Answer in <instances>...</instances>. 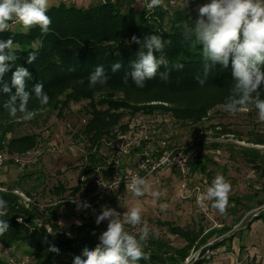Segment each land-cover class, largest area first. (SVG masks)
<instances>
[{"label": "rangeland", "instance_id": "obj_1", "mask_svg": "<svg viewBox=\"0 0 264 264\" xmlns=\"http://www.w3.org/2000/svg\"><path fill=\"white\" fill-rule=\"evenodd\" d=\"M99 1L102 0H49V5L57 7L64 3L86 9ZM148 2L133 0L130 7H120V11L132 15L131 18L141 12L152 13L155 9L148 11ZM210 2L189 0L185 10L195 15L201 5ZM166 3L168 6L163 10L169 14L183 9L181 0H166ZM16 28L18 26L13 30ZM260 90L261 98H264V87ZM106 95L109 94L96 92L93 99L108 98ZM112 95V100L132 105H135L133 101L149 98L148 94L130 88L116 89ZM64 97H54V100L61 101ZM54 100L43 109L36 101L29 103L28 108L35 112L30 120H24L19 113L16 118L5 113L1 119L0 124L4 128L0 127V156L6 160L0 164V191L12 189L23 205H35L40 210L54 208L57 223L67 229H76L84 223L105 231L107 221L96 224L102 206L120 214L131 207H140L143 219L157 233L149 243L155 242L165 251L172 253L188 247L183 236L173 234L175 230L183 235L190 233L192 237L198 235L183 264H264V222L254 220L264 215V164L261 158L264 145L255 144L264 139V123L258 120L254 107L249 106L236 115H230L221 107L223 104H217L196 124L177 121L168 111L162 110L134 114L122 109L111 111L122 115L119 124L101 139L98 149H91L81 133L90 118L89 101L71 100L66 105H58ZM170 100L178 105L185 104L183 98L171 97ZM105 108L97 106V110ZM4 129L10 131L4 135ZM24 136L32 138L33 146L11 144ZM195 140H199L201 148L197 162L190 166L187 197L180 192L179 173L172 167L145 178L150 190L144 196H133L126 190V185L120 183L106 195L104 202L94 205L88 220L81 221L73 214L70 200L93 193L96 194L93 200H97L105 195L106 187L101 184H112L113 160L121 163L117 181H123L124 169L135 167V154L141 155L146 146L154 151L158 149V143L165 142L171 149L187 146ZM92 155L99 161L90 167L89 157ZM138 160L142 157L139 156ZM87 168L89 173H82ZM217 174L231 183L226 214L212 208L211 202H206L207 207L197 203L198 196L211 186ZM81 177L85 188L72 195V188ZM56 187H61L57 193L54 191ZM195 187L199 188L197 193L193 192ZM152 190L161 192L158 200L152 198ZM236 201L239 203L235 204ZM161 204L168 205L166 210L161 211ZM126 227L130 232L138 231V228ZM24 250L23 247L10 249L0 245V259L10 264H32Z\"/></svg>", "mask_w": 264, "mask_h": 264}, {"label": "trees", "instance_id": "obj_2", "mask_svg": "<svg viewBox=\"0 0 264 264\" xmlns=\"http://www.w3.org/2000/svg\"><path fill=\"white\" fill-rule=\"evenodd\" d=\"M132 1L102 0L86 9L60 3L57 7L49 8L48 15L52 19V24L47 35H41L38 27L25 34L20 26L18 29L0 33V41L11 38L19 45V50L16 51L17 59L14 62H7L10 68L3 78L5 81L10 84L12 73L18 66H22L31 73V79L27 80L28 90L40 82L44 85L50 101L53 102L54 97L65 96L61 101L54 100L55 104L66 105L71 100L89 101L90 118L81 133L86 137L91 149L93 147L98 149L101 139L109 135L119 124L122 115H116L111 111L122 109L134 114L162 110L168 111L177 121L196 124L204 119L215 105L225 102L233 84L231 63L227 69L217 64L203 86L195 78L203 72V59L198 49L201 46L196 47L184 41L182 25L185 22L194 24L198 18V9L194 15L185 9H178L169 14L162 8H155L152 13L141 12L137 13L135 18H131L132 15L122 13L120 7H130ZM155 34L172 41V45L165 49V54L170 66L183 63V69L170 67L169 80L162 81L157 76L147 81L143 88L136 87L130 77L125 84L123 78L130 71V62L137 58L145 37ZM133 36L137 37L140 43L133 42ZM36 39L43 41V47L35 62L29 64L27 60L31 49H26ZM154 54L157 57L160 55L158 52ZM116 62H120L123 67L113 73L111 65ZM98 65L104 66L109 80L104 86L89 88L87 78ZM164 70L161 68V71ZM81 80L83 83H80ZM261 87H264V84ZM126 88L148 94L149 98L144 101H133L135 105L112 100V94L116 89ZM96 92L109 94L106 95L108 98L95 101L93 95ZM171 97L183 98L185 104L173 103ZM6 98L0 93V122L7 113L3 108ZM33 102L35 99L29 103ZM152 102L160 104H149ZM97 106L106 108L97 110ZM0 127L4 128L1 124ZM8 131L10 129H4L3 134ZM11 144H25L31 147L34 141L29 136H24L13 140ZM255 144L264 145V139L256 141ZM94 156L89 157L90 167L99 161ZM261 158L264 164V155ZM82 173H89V169ZM58 188L61 190V187H56L55 193L58 192ZM83 188L85 181L78 180L71 194L75 195ZM0 196L10 204L9 215L5 217L10 227L3 236H0V245L10 249L23 247L32 264H74L76 256L86 259L82 256L85 247L91 250L99 243L98 237L103 231L93 228L90 224L83 223L76 229H67L57 223L58 217L54 208L40 210L35 205H23L12 189L0 191ZM237 203L239 202L236 201L235 204ZM254 220L264 222V215H259ZM47 226L51 231H55V235L48 234ZM173 234L183 236L188 247L171 253L162 249L161 245L157 247L155 242H150L145 251L151 253V260H141L139 264H183L188 249L198 240V235L194 237L190 236V233L183 235L178 230L173 231ZM51 248H57L59 252L50 251ZM0 264L10 263L0 259Z\"/></svg>", "mask_w": 264, "mask_h": 264}, {"label": "clouds", "instance_id": "obj_3", "mask_svg": "<svg viewBox=\"0 0 264 264\" xmlns=\"http://www.w3.org/2000/svg\"><path fill=\"white\" fill-rule=\"evenodd\" d=\"M181 4L185 9L189 0H181ZM167 6L166 0H149L146 8L152 11L155 8L166 9ZM49 7V0H0V33L20 26L25 34L38 27L41 35H47L52 24L48 15ZM182 36L186 43L201 46L198 49L203 59V72L195 77L200 85L205 84L217 64L227 69L231 63L233 84L221 106L223 110L236 115L252 106L257 111L258 120L264 123V98H261L260 90L264 84V0H211L198 8V18L194 24L185 22L182 25ZM132 41L140 43L135 36ZM171 45L170 39L165 40L159 34L145 37L137 58L129 64L130 71L125 74L124 83L127 84L130 77L136 87L143 88L147 81L157 76L162 81L169 80L170 67L183 69V63L170 66L165 49ZM42 47L41 39H36L29 45L26 49H31L27 60L29 64L35 62ZM17 50L19 45L13 39L0 41V93L7 97L3 108L10 117L16 118L19 113L24 120H30L35 112L28 108L29 102L35 99L43 109L49 104L50 97L40 82L31 90L27 89L31 73L22 66H18L12 73L10 84L3 79L10 68L7 62L17 59ZM155 52L160 53L159 57ZM122 67L120 62L113 63L111 71L116 73ZM161 68L165 70L161 71ZM87 79L89 88H95L97 85H106L109 76L104 66L98 65ZM101 186L112 189L108 185ZM126 189L135 197L144 196L150 190L146 179L138 175L132 176L126 183ZM230 192V181L217 174L211 186L198 196L197 203L201 207H207L206 202H211L212 208L226 214ZM150 194L154 200L161 196L159 190H152ZM73 202L77 204L78 210L91 207L87 202H78L76 199ZM167 207V204L160 205L161 211ZM9 211V201L0 196V236L9 230L10 225L5 219ZM103 221H107V229L99 235V243L91 250L85 247L82 256L86 259L76 256L74 264H139L141 260H151V253L145 249L157 233L143 219L140 207H131L120 214L102 206L101 213L96 217V224ZM126 226L138 228V231L130 232ZM46 230L49 235H55V231ZM50 251L58 253L59 249L51 248Z\"/></svg>", "mask_w": 264, "mask_h": 264}, {"label": "built area", "instance_id": "obj_4", "mask_svg": "<svg viewBox=\"0 0 264 264\" xmlns=\"http://www.w3.org/2000/svg\"><path fill=\"white\" fill-rule=\"evenodd\" d=\"M200 148L201 147L199 144V140H195L191 142L189 145L184 146V147H177V148L173 147L171 149H168L166 147L165 142H160L158 143V149L154 151L149 146H146V148H144L141 155L135 154V158H136L135 167L133 169H127V168L124 169V173L126 175H124L123 181L121 180L117 181V179H120L121 163L117 159L113 160V163L111 165L113 169L111 171L113 172L111 178L113 181H112V184L109 185L112 189L104 188L106 191L105 195L103 194V197H99V199L97 200H93V197L96 195L94 193L84 195V196H81L79 199H76L78 202H87L88 204H90L91 207L87 209L81 208L78 210L77 204L73 202V199L70 200L69 202L71 203V206L73 207V214L77 218H79L81 221L88 220L91 214L90 211L94 207V205L104 202L106 195L113 192V189L116 188L115 185H118L120 183H124L126 185V183L131 180L132 176L134 175L141 176L142 174L140 173L142 172H145L142 175V177L148 178L150 177L151 174L155 175L164 169L167 170L172 167H175L179 173L180 184H181L179 186L180 192L183 193L185 197H187L188 196L186 195L188 192L187 182H188V176L191 172L190 166L192 163L197 162ZM139 156L142 157V160H138ZM5 160H6L5 157L0 156V164L4 163ZM81 180L83 181L84 178L82 177ZM97 181L99 182V180ZM198 191H199L198 187L193 188L194 193L195 192L197 193ZM46 228L49 231H51V229L48 226Z\"/></svg>", "mask_w": 264, "mask_h": 264}, {"label": "crops", "instance_id": "obj_5", "mask_svg": "<svg viewBox=\"0 0 264 264\" xmlns=\"http://www.w3.org/2000/svg\"><path fill=\"white\" fill-rule=\"evenodd\" d=\"M82 178V177H81ZM81 181V179H79Z\"/></svg>", "mask_w": 264, "mask_h": 264}]
</instances>
